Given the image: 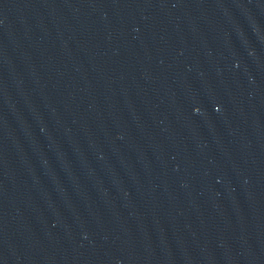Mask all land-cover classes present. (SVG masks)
<instances>
[{
  "label": "water",
  "instance_id": "water-1",
  "mask_svg": "<svg viewBox=\"0 0 264 264\" xmlns=\"http://www.w3.org/2000/svg\"><path fill=\"white\" fill-rule=\"evenodd\" d=\"M0 264H264V0H0Z\"/></svg>",
  "mask_w": 264,
  "mask_h": 264
}]
</instances>
